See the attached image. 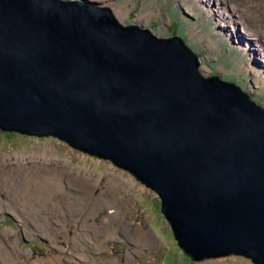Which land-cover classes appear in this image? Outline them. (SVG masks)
I'll return each mask as SVG.
<instances>
[{
    "label": "water",
    "instance_id": "1",
    "mask_svg": "<svg viewBox=\"0 0 264 264\" xmlns=\"http://www.w3.org/2000/svg\"><path fill=\"white\" fill-rule=\"evenodd\" d=\"M200 65L96 1L0 0V128L133 173L192 260L264 264V108Z\"/></svg>",
    "mask_w": 264,
    "mask_h": 264
},
{
    "label": "rangeland",
    "instance_id": "2",
    "mask_svg": "<svg viewBox=\"0 0 264 264\" xmlns=\"http://www.w3.org/2000/svg\"><path fill=\"white\" fill-rule=\"evenodd\" d=\"M92 1L110 7L122 24L149 28L160 37L182 30L186 44L200 55L204 77L233 80L264 105V91L249 90L254 79L247 71L249 53L224 41L198 4ZM234 2L249 10L247 15L264 17L260 2L255 11L251 0ZM0 264L256 263L238 254L192 261L178 244L160 195L133 173L57 136L0 128Z\"/></svg>",
    "mask_w": 264,
    "mask_h": 264
},
{
    "label": "bare ground",
    "instance_id": "3",
    "mask_svg": "<svg viewBox=\"0 0 264 264\" xmlns=\"http://www.w3.org/2000/svg\"><path fill=\"white\" fill-rule=\"evenodd\" d=\"M204 9L205 17L216 23L219 34H223L224 41L236 43L239 52L249 53L250 59L247 71L253 73L250 91L262 93L264 91V17L258 13L247 15L243 5L234 0H191ZM253 7L256 2L264 5V0H251ZM254 7L253 11H255ZM249 11V10H247ZM213 14V16H212ZM250 18L256 21H251ZM214 24V23H213ZM213 46V45H212ZM263 59V60H262ZM232 75L228 76V78ZM262 88V90H260ZM264 96V95H262Z\"/></svg>",
    "mask_w": 264,
    "mask_h": 264
},
{
    "label": "trees",
    "instance_id": "4",
    "mask_svg": "<svg viewBox=\"0 0 264 264\" xmlns=\"http://www.w3.org/2000/svg\"><path fill=\"white\" fill-rule=\"evenodd\" d=\"M175 33H177V35H179V36H181L182 38H183V40H184V37L182 36V30H175L174 31ZM197 55H199L196 51H194ZM202 56V55H201ZM231 83H233V84H235V85H237V86H239L243 91H245L244 89H243V87L239 84V83H236V82H234V81H230ZM247 93V92H246ZM248 94V93H247ZM260 104V103H259ZM258 104V106H262V108H264V105H262V104H260L259 105Z\"/></svg>",
    "mask_w": 264,
    "mask_h": 264
},
{
    "label": "clouds",
    "instance_id": "5",
    "mask_svg": "<svg viewBox=\"0 0 264 264\" xmlns=\"http://www.w3.org/2000/svg\"><path fill=\"white\" fill-rule=\"evenodd\" d=\"M151 30V29H150ZM167 37V36H165ZM185 42V41H184ZM186 43V42H185ZM187 45V44H186ZM189 47V46H188ZM200 56V55H199ZM211 76V75H210ZM222 79V78H221ZM223 80V79H222ZM230 81H233V80H227L226 82H230ZM231 83V82H230ZM239 87V86H238ZM243 91V90H242ZM246 93V91H244ZM247 94V93H246ZM248 95V94H247ZM249 96V95H248ZM249 98L252 100V98L249 96ZM253 101V100H252ZM256 104V103H255ZM80 150V149H79ZM189 257V256H188Z\"/></svg>",
    "mask_w": 264,
    "mask_h": 264
},
{
    "label": "flooded vegetation",
    "instance_id": "6",
    "mask_svg": "<svg viewBox=\"0 0 264 264\" xmlns=\"http://www.w3.org/2000/svg\"><path fill=\"white\" fill-rule=\"evenodd\" d=\"M190 258V257H189ZM191 259V258H190ZM192 260V259H191ZM192 261H194V260H192Z\"/></svg>",
    "mask_w": 264,
    "mask_h": 264
}]
</instances>
